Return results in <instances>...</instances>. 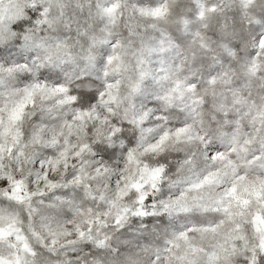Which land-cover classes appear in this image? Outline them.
Returning <instances> with one entry per match:
<instances>
[{"label": "clouds", "instance_id": "9594fccd", "mask_svg": "<svg viewBox=\"0 0 264 264\" xmlns=\"http://www.w3.org/2000/svg\"><path fill=\"white\" fill-rule=\"evenodd\" d=\"M0 264H264V0H0Z\"/></svg>", "mask_w": 264, "mask_h": 264}]
</instances>
